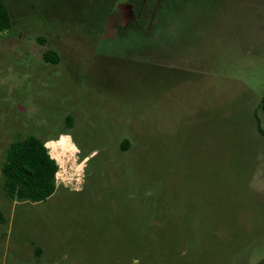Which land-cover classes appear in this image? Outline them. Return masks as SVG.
<instances>
[{
    "label": "rangeland",
    "instance_id": "1",
    "mask_svg": "<svg viewBox=\"0 0 264 264\" xmlns=\"http://www.w3.org/2000/svg\"><path fill=\"white\" fill-rule=\"evenodd\" d=\"M2 1L0 168L33 135L57 170L38 202L0 173V264H264V0L124 39L117 0Z\"/></svg>",
    "mask_w": 264,
    "mask_h": 264
},
{
    "label": "trees",
    "instance_id": "2",
    "mask_svg": "<svg viewBox=\"0 0 264 264\" xmlns=\"http://www.w3.org/2000/svg\"><path fill=\"white\" fill-rule=\"evenodd\" d=\"M11 28V16L7 5L0 0V33ZM46 61L59 59L53 50L43 53ZM264 113V93L260 100ZM264 138V126L259 127ZM48 144V143H47ZM128 148L125 146L123 148ZM57 165L49 155L45 140L33 135L15 139L6 148L0 168L2 186L6 196L19 202H38L49 197L56 189Z\"/></svg>",
    "mask_w": 264,
    "mask_h": 264
},
{
    "label": "flooded vegetation",
    "instance_id": "3",
    "mask_svg": "<svg viewBox=\"0 0 264 264\" xmlns=\"http://www.w3.org/2000/svg\"><path fill=\"white\" fill-rule=\"evenodd\" d=\"M123 2L125 4H122ZM188 4V0L186 2L185 0H117L115 2L117 11H114L108 24L112 34H106L104 37L106 39H124L132 34L138 35L136 28L142 24L144 20L142 16L145 17L146 15H148V20L145 27L148 28V35H150V32L153 33V28L157 31V29L168 26V23L173 21L166 20L167 15L171 16L174 12L179 17V12L188 9ZM130 24L136 28L131 29ZM119 29L122 32L118 34Z\"/></svg>",
    "mask_w": 264,
    "mask_h": 264
}]
</instances>
